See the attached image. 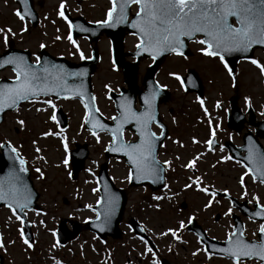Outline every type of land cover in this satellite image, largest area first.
<instances>
[{"label":"rangeland","instance_id":"374dc122","mask_svg":"<svg viewBox=\"0 0 264 264\" xmlns=\"http://www.w3.org/2000/svg\"><path fill=\"white\" fill-rule=\"evenodd\" d=\"M34 1L36 9L44 20L37 28L30 27L23 20H18L15 14L18 8L16 10L13 1H0V21H2L0 29L4 30L1 32L0 41L3 42V46H5L4 37L7 35V40H15L20 48H30L34 54L39 52L42 44L46 50L55 55L61 53L63 56H66L68 51L72 52L74 47L78 48L80 44H73L68 39L70 33L67 28H54L52 21L46 18V15L50 16L53 13L56 3L61 0ZM107 5L108 0L99 4V10L93 11L92 8L87 7L85 13H95L99 17L103 15ZM72 11L76 13L75 10ZM129 41L132 44L135 39ZM100 50L103 57L94 74L93 91L100 113L110 120L116 112L108 95L110 92H118L124 86V80L122 72L114 67L111 61L106 42L100 45ZM88 51L89 49L87 53ZM252 58L264 66L263 51L256 50ZM207 61V59H199L198 56L185 62L171 58L163 68L164 73L160 77L157 76V80L160 78L166 83L172 95L168 102L162 105L161 111L172 136H176L175 144L166 142L160 154L162 162L166 164L167 160H172L173 165L167 167L166 188L158 193H154L148 187H128L129 170L123 160L105 157V150L111 142V137L106 133L93 136L90 131L85 130L86 111L83 107L81 111L80 104H67L65 101L43 98L26 103L17 111L7 115V119L0 127V144L4 141L10 142L17 151L23 153L25 159L27 158L35 187L41 194V211L28 212V220L35 238V242L29 248L23 243L20 234L21 230L23 231L21 221L16 219L11 210L0 209V242L3 244L0 250L2 249L3 252L4 264H57V261L60 264H113L108 260L107 245H102L100 240L89 231H81L82 236L66 246L58 243L56 235L60 219L84 223L95 217V211L91 207L100 199L97 173L105 162L116 186L125 189L127 194V206L121 224L125 237L118 247L123 256L115 264H146L149 261V258L142 257L143 250L140 247H135L133 254H127L128 251L123 248V243L127 242L128 235L131 234L128 224L131 217H135L156 242L164 238L170 240V245L176 244L175 248L178 252L176 255L186 260V264H233V261L224 258L205 257L201 250H196L202 249L197 238L184 229L190 218H194L210 237L218 241H225L228 234L234 230L231 216L240 215L239 212L233 208L229 200L216 195L210 196L200 191L201 187L213 193H227L239 201L247 198L264 206V186L253 179L242 163L232 160L224 147L215 148L212 152L206 144L214 131L218 143L234 141L233 143L238 146L242 145V137H234L228 133L223 123L234 98L237 99L236 106L247 119L240 132L242 134L255 132L252 116L254 115L257 121L264 120V75L250 61L238 63L231 76L224 72L221 61L212 59L210 66L206 64ZM146 65L147 62H143L139 66V82L144 76L143 70ZM194 66L203 82L204 97L201 100L203 105L198 102L194 93H185L176 81L177 76H184L187 68ZM11 74L12 72L7 70L1 76H11ZM44 100H50L55 108L44 104L42 102ZM59 108L69 118L61 131L50 119L53 112ZM249 108L253 110L250 112L251 115L248 114ZM37 109L41 110L37 111ZM169 110H173L172 113H169ZM19 121H23V125L18 123ZM46 133L54 134L45 135ZM129 138L130 136L125 134V140ZM193 140L196 143H193ZM76 143L82 145L86 143L89 155L78 177L72 180L69 175L72 170L69 156ZM262 143L264 145V141ZM194 157H199L194 168L186 167L185 165ZM225 157L230 159H224ZM65 158L69 161L67 166L62 163ZM36 169L40 171L37 172ZM197 177L199 181L194 183ZM182 202L188 203L185 215H180L179 209L174 210L170 207L174 203ZM161 209H164V212H160ZM179 219L183 222V231L177 224L173 229L179 239L170 238L167 234L162 235L174 226V220ZM241 219L245 226V236L248 239H257V229L261 222L243 216ZM193 255H196L195 259L198 261L191 258ZM140 260L142 261L139 262ZM245 264H257V262L249 261Z\"/></svg>","mask_w":264,"mask_h":264},{"label":"snow or ice","instance_id":"6c2138e0","mask_svg":"<svg viewBox=\"0 0 264 264\" xmlns=\"http://www.w3.org/2000/svg\"><path fill=\"white\" fill-rule=\"evenodd\" d=\"M110 2L112 7L106 13L107 19L97 23L102 26L112 27L114 23L124 22L127 19L126 9L130 5L135 4L137 11L135 12V19L132 20L130 26L136 30L133 35L138 34L139 36V43L136 47L147 52L153 60L165 52L183 57L184 52L182 49L185 46V39L193 41L195 37L201 36L203 38L194 40V42L204 46L200 51L206 56L218 57L231 76L232 70L225 62L223 53L247 52L252 45L264 46V0H110ZM20 3L25 4L26 0H20ZM60 7L63 9V4ZM59 14L64 17L63 11ZM16 15L19 19H24L19 10H17ZM64 18L67 19L66 17ZM69 27L71 28L70 23ZM3 31L0 29V32ZM68 39L75 44L71 34ZM4 40L7 43V35H5ZM40 47L43 48L44 45L42 44ZM37 59L39 60V58ZM81 59H84L82 53ZM251 63L259 68L261 74L264 75V66L260 65L255 59H252ZM6 64L14 65L16 83L14 86L0 85V112L4 111L6 107H12L18 100H28L41 94L47 96L51 91V88H47V82L52 74L47 68L39 70L42 74H37L30 65L26 64L23 57H8L0 62V67ZM176 79L179 80L180 77L177 76ZM154 98L155 92H150L144 98L146 107L141 112H137L132 108L130 100L122 98L123 104L120 106L119 115L111 118L117 122L116 127L109 130L103 124L98 125L100 131H111L112 134V145L106 148V151L124 150V155L131 162L137 177L143 175L148 178L155 175L156 172L157 161L153 153L154 141L157 137L149 128V125L154 122V116L151 111ZM42 102L55 108L50 100ZM201 105H203V101H201ZM40 110L37 109V111ZM50 119L53 121L57 119L55 112L50 116ZM88 122V120L85 121V123ZM18 123L23 125V121ZM125 124H133L135 126L139 132V143H125L123 139V126ZM49 134L54 133H46L45 135ZM92 135L97 136V132L92 131ZM211 135L214 137L215 132L213 131ZM193 143H196V141L193 140ZM213 143V139L206 141L210 150ZM4 147V144H0V148ZM10 151L16 153V156L19 157V153H17L15 148H10ZM36 151H39V149H36ZM65 151H67L66 145ZM253 156L254 152L250 149L248 159L252 160ZM197 159L199 157H194L185 166L194 168ZM224 159L230 158L225 157ZM261 159L264 160V157H261ZM19 162L21 165L19 172L26 171L24 168L25 161L20 159ZM62 163L67 166L69 161L65 158ZM166 163L170 162L166 161ZM36 171L39 172L40 170L36 169ZM260 173V182L264 183V168H261ZM12 181L9 183L7 192L4 190L3 185L0 184V200H3L5 196L12 197V202L8 206L12 210L13 215L16 216V219L23 224L21 216L16 215V209L18 208L21 212H24L30 197L23 196L22 202L21 199H17V193L20 192V189L15 186V182L20 181L19 176H14ZM198 181L199 177L194 183ZM241 183H243V177H241ZM185 187H191V185H185ZM199 190L210 196L215 195L207 188L201 187ZM154 199L159 200L160 197H154ZM111 200L112 198H110ZM205 207H208V205H205ZM228 211L230 213L231 208ZM24 214L26 215V213ZM110 215L111 208L106 209L105 219H108ZM253 215L264 217V210ZM180 227H184L183 222H181ZM141 230L143 231V229ZM168 231L174 238L179 239L176 231L172 229ZM257 232L260 239L252 242L243 238L242 231L239 234L237 232L229 233L227 237L228 247L220 249V251L229 256L233 260V264H245V261L250 260H255L257 264H264V223L259 225ZM20 234L23 238L24 232L22 230ZM165 234L167 233H162V235ZM253 235H256V233H253ZM23 243L29 248L32 247L28 239H23ZM144 243L147 245V241H144ZM0 247H3L2 242H0ZM147 252L151 253L153 257L155 256L151 248H147ZM57 264H60V262L57 261ZM152 264H160V262L153 259Z\"/></svg>","mask_w":264,"mask_h":264},{"label":"water","instance_id":"95a60500","mask_svg":"<svg viewBox=\"0 0 264 264\" xmlns=\"http://www.w3.org/2000/svg\"><path fill=\"white\" fill-rule=\"evenodd\" d=\"M27 2V0H26ZM118 24V23H116ZM89 30H93L94 28H87ZM107 29V28H104ZM118 28H109L106 31L115 41V46L114 48V53L116 56H118V65L122 66L124 65L123 63V53H122V39H123V31H118ZM75 33L76 30L74 29ZM132 31H136L135 29L132 28ZM256 47H262L264 49V46L262 45H252L247 52H241V51H235L231 53H223L225 56V59L231 64L232 67H234L235 63L237 60L241 58H250L252 51ZM169 54L168 52L163 53L162 55L157 56V62L155 65L148 71V76L151 78L155 75L156 69L159 67V64L161 63L164 55ZM29 53H21L20 55H15L12 51L7 52L3 56L0 57V62L5 60L8 57H23L26 64L30 65L32 70L37 72V74H42L39 70L47 68L49 72H51V77L49 78L47 82V88H51V91L47 96H54L56 98H77L81 99L85 102L87 105L88 111H89V116L87 118L88 122V127L93 129L94 131H100L98 125L103 124L102 118L98 115L97 108L95 105L94 97L92 95V88H91V76L95 71V64L96 60L95 58L87 61L86 63H83L81 65H73L69 64L65 60H55L52 58L49 59H41L40 64L32 65L30 62H28V57ZM6 67H11L14 70V65L11 64H6L3 67H0L1 69H5ZM125 69V67L123 66ZM82 73V75H81ZM136 69L130 72V75L126 78V82L128 86L130 87L129 91H123V95L120 97H113L116 102V108L117 111L120 113V106L123 104V99L126 98L125 94H132L134 95L137 92V86H136ZM76 74V75H73ZM132 74V75H131ZM78 76V77H77ZM16 81L12 82L11 84H8L9 86H14ZM7 85V84H5ZM59 93V95H57ZM42 95V94H41ZM39 95V96H41ZM38 96V97H39ZM45 96V95H44ZM146 96L142 97V100L144 102V98ZM36 98V97H35ZM33 99V98H29ZM28 99V100H29ZM27 100H18L15 105L12 107H6L4 111L0 112V119L3 113H5L7 110H13L16 109L21 103L25 102ZM91 118V119H89ZM261 129L264 132V122L261 123ZM264 136V134H262ZM117 156H125L124 155V150H117V151H111ZM260 156L259 157H253L252 160H249L248 157H245L243 161L245 164L249 167L251 173L260 180V170L261 168H264V160L261 159V157H264V152L262 149H260ZM4 153H12L10 151V147L8 145L5 146ZM12 157H7L3 159V156L0 155V173H3L5 177L11 176V180L5 181L4 190L7 192L9 188V183L13 182L12 178L14 176H19L20 181L15 182V186L20 189V192L17 193V199H21L22 202V197L23 196H29L30 200L28 203V206L25 208L26 210H38V207L36 205V201L38 199V194L36 193L35 189L33 188L32 182L29 177V172L27 170L26 165L24 164V168L26 171L24 172H19V168L21 167L20 165V159H22L20 156L17 157L16 153H12ZM84 156L79 154V160L75 161V175L76 173L81 169L82 167V160ZM127 159V157H126ZM8 163H11L8 165ZM133 170V181L132 183L135 185L138 184H151L155 189L159 187V175L161 174L162 170L161 168L159 169V165H156V172L155 175L149 176L148 178H145L143 175H140L137 177L135 169L132 167ZM4 177V178H5ZM100 191L102 193V198L101 202L95 209L98 212V217L96 220L90 222L88 224V227L98 233H103V234H109V233H118V224L122 218V214L124 211V207L126 204V196L123 191L121 190H116L113 186L112 181L109 179L107 175V167H102V170L100 172ZM1 184V182H0ZM110 198L112 200L110 201ZM12 202V197L11 196H5L3 200H0V208L2 206H7L9 207V203ZM111 208V215L108 219H105V211L106 209ZM264 210L261 207H256V210L254 212H250L247 214L249 217H251L253 220H259V221H264V217L262 216H255L253 215L254 213L261 212ZM16 213L21 216L24 226H25V232L24 236L26 239L31 241V229H30V224L27 222L26 215L24 212H21L18 208L16 209ZM236 226H235V232L239 234V232L244 233V227L243 224L239 221V219H235ZM135 227V223H134ZM102 229V230H101ZM136 229L139 230V228L136 225ZM64 229L63 226L59 230V239L64 237ZM76 231L75 233H77ZM245 240L247 238L244 237ZM260 239V236H259ZM249 241V240H247ZM251 242V241H250ZM208 250L211 253H216L219 255H223L227 258H230L227 256L224 252L220 251V249H224L228 247V243H219L215 241L208 240L207 242ZM0 264H2V257L0 256Z\"/></svg>","mask_w":264,"mask_h":264},{"label":"flooded vegetation","instance_id":"af4514ba","mask_svg":"<svg viewBox=\"0 0 264 264\" xmlns=\"http://www.w3.org/2000/svg\"><path fill=\"white\" fill-rule=\"evenodd\" d=\"M104 1L103 0H101V4L103 3ZM99 4L100 3H91V4H88V6L87 7H89V8H92V10L93 11H95V10H99L100 9V6H99ZM41 5V4H40ZM111 5L112 4H108L107 5V7H105V10L103 11L104 13H103V15H99V17H97V14H95V13H89V14H86L85 13V10L87 9V7H86V9L83 11V12H79L80 14H73V13H71L70 11H68V15H69V17L71 18V19H75V18H78V17H83L84 18V20H86V21H88V22H90V23H94V24H96L98 21H104L106 18H107V15H106V13H107V11H108V9L111 7ZM107 9V10H106ZM137 11V6L135 5V4H133V5H131L130 6V9H129V19H131V17H132V15H134L135 14V12ZM82 14V15H81ZM65 16V15H64ZM46 18H47V20H49L50 22L52 21V23H53V27L54 28H70L69 27V24L66 22V20L63 18V17H61V15H57V9H54L53 8V13L52 14H50V16H47L46 15ZM46 20V19H45ZM54 21V22H53ZM44 22V20H42V17H41V15H40V13H39V22H38V24L37 25H41L42 23ZM1 23H2V21H0V26H1ZM127 37H129V36H127ZM0 38H1V32H0ZM196 39H200V37H196L194 40H196ZM1 40V39H0ZM194 40L191 42V43H189L188 44V50L190 51V55H188V56H172V57H170V58H168L166 61H165V63L160 67V69H159V74L158 75H162L164 72V70H163V68H164V66H165V64L168 62V60H170L171 58H173V57H175V58H177L178 60H180V61H183V62H185V61H189L190 59H193L195 56H198L199 57V59H201V60H205V59H207L208 61L206 62V64L207 65H209L210 66V62H211V60L213 59V57H209V56H206V55H204L201 51H200V49L202 48V47H204V46H202V45H200V44H198V43H196V42H194ZM105 41H107V42H110L109 41V39H108V37H106L105 35H103V36H101L100 37V39H99V42L100 43H103V42H105ZM130 42V41H129ZM139 43V41L137 40V38H136V41H134L129 47H127L126 48V51L127 52H133L134 51V49L136 48V45ZM5 44V46H3V42L2 41H0V54H2L8 47H9V43H8V41H7V43H4ZM17 45V43H13V46L14 47H16V48H19V47H17L16 46ZM54 45H56V44H54ZM30 50V49H29ZM100 50V49H99ZM83 51H84V47H82V48H80V49H73V51L72 52H70V51H68L67 52V55L66 56H68L69 57V59L70 60H72V61H74L73 59H76L77 57H79V56H81V53L83 54ZM50 52V54H52V55H55V54H53V52H51V51H49ZM99 53L101 54V56H102V52L101 51H99ZM35 55L36 56H38L39 55V52H37L36 54H34V52H31V56H32V59H33V62H36L35 60L37 59H35ZM55 56H57V57H60V56H63L61 53L60 54H56ZM65 56V57H66ZM110 56H111V51H110ZM186 57V58H185ZM38 58H39V56H38ZM111 58H112V56H111ZM128 60L129 61H132V59L130 58V57H128ZM143 62H149L150 63V61L149 60H144ZM143 62H141V63H143ZM204 62V61H203ZM190 69H192L194 72H196L197 74H198V72H197V68L194 66V67H188L187 68V71L188 70H190ZM196 71H195V70ZM1 74L2 73H0V79H2V78H13L14 76H1ZM160 83L161 84H163V82L160 80ZM172 111L173 110H169V113H172ZM160 118H161V120L163 121V122H165V120H164V115L162 114V111H161V109H160ZM227 116H228V112H227V114H226V118H227ZM166 123V122H165ZM223 123H225V129L228 131V133H231L232 135H234V137H242V142H243V134H242V132H236V131H233V130H229V128H228V126H227V119H226V121H224ZM166 125H167V128H168V135H167V138H166V141H165V143L166 142H168L169 141V144H175L174 143V140L176 139V136H172V133H171V130H170V128H169V125L166 123ZM152 130L154 131V133L156 134V135H160L161 134V132H162V130H161V128H159L158 126H156V125H154V124H152ZM129 136H130V138L128 139V141H132V140H135L137 137H136V135L133 133V132H131V131H129ZM226 142V141H225ZM225 142H223L222 144L221 143H218L217 142V140L214 142V148H219L220 146H222V147H224V150H225V152L228 154V150L226 149V147H225ZM234 142V141H233ZM232 142V143H233ZM236 147H238V145L237 144H235V143H233ZM162 150H163V148H161ZM160 149V151H162ZM160 151H159V153H160ZM161 154V153H160ZM167 162H170V163H167L166 164V168L168 167V166H171V165H173V161L171 160V161H168L167 160ZM166 181H167V176H166ZM242 201H246L247 203H248V205H250V204H252V203H254L255 201H253V200H250V199H243ZM169 204V203H168ZM179 208L180 209H182V210H187L188 209V203L187 202H182L180 205H179ZM80 236V235H79ZM82 236V235H81ZM97 240H99V239H97ZM123 240V239H122ZM122 240L121 241H118V240H113V239H108V240H106V242L103 244V245H107V250H108V252H109V258H108V260H109V262L110 263H113V264H115V263H118V261L119 260H121V256H123V254H120V250H118V247L120 246V243L122 242ZM169 241L170 240H168V239H164V238H162V239H159V255H158V257H157V260L160 262V264H186V260H183V259H181V258H179L177 255H176V253H178L177 252V250H176V248L175 247H177V245L176 244H172V245H170L169 244ZM164 242H165V246H167V247H163L164 246ZM71 243V242H70ZM69 243V244H70ZM124 245H123V248L126 250V251H128L127 252V254H131V252H132V249H131V247H130V242L129 241H127L126 243L124 242L123 243ZM116 245H117V247H116ZM103 249V248H102ZM157 249L155 248V251H156ZM196 250H201V253H204L203 252V250L202 249H196ZM157 252V251H156ZM120 255V256H119ZM125 256H127V255H125ZM195 256L196 255H193V256H191V258L192 259H194L195 261H198L197 259H195ZM115 257H116V260H115ZM144 258H147V255H145L144 256ZM200 260V259H199ZM130 261V260H129ZM142 260H140L139 262H141ZM131 262V261H130ZM200 262H201V260H200ZM148 263V262H147ZM146 263V264H147Z\"/></svg>","mask_w":264,"mask_h":264}]
</instances>
